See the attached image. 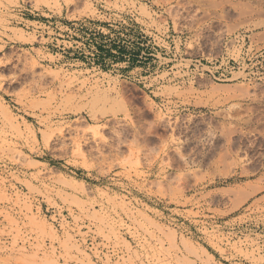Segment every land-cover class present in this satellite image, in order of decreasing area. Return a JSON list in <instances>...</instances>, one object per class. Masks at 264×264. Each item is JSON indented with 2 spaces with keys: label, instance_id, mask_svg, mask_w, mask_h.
Returning <instances> with one entry per match:
<instances>
[{
  "label": "rangeland",
  "instance_id": "1",
  "mask_svg": "<svg viewBox=\"0 0 264 264\" xmlns=\"http://www.w3.org/2000/svg\"><path fill=\"white\" fill-rule=\"evenodd\" d=\"M0 264H264V0H0Z\"/></svg>",
  "mask_w": 264,
  "mask_h": 264
}]
</instances>
